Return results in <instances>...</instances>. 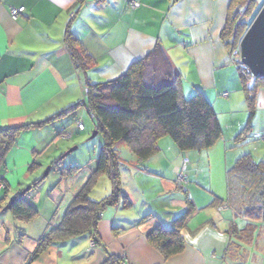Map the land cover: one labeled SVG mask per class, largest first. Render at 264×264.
I'll list each match as a JSON object with an SVG mask.
<instances>
[{
  "label": "crops",
  "instance_id": "0c3cea01",
  "mask_svg": "<svg viewBox=\"0 0 264 264\" xmlns=\"http://www.w3.org/2000/svg\"><path fill=\"white\" fill-rule=\"evenodd\" d=\"M131 1L137 3L136 7L130 5ZM230 3L0 0V129L46 120L86 99L83 74L65 43L68 29L95 60L87 72L92 82L116 79L133 62L161 45L182 74L183 94L202 90L222 126L220 140L203 150L182 151L171 137H162L159 151L145 167L139 165L131 150L128 152L127 144L118 143L123 188L132 205L126 207L120 199L116 205L107 206L95 232L56 241L30 264H109L108 258L117 254H125L130 264H264V238L258 243H242L240 252L246 254L243 261L238 250L230 248L234 236L230 230L244 227L247 220L226 202L228 171L245 153L264 161V139L258 137L264 132V83L257 89L256 111L250 121L243 82L222 38ZM22 6L24 11L14 17L12 8ZM64 117L24 129L6 155L1 170L4 187L0 197L6 199L0 201V264H27L39 239L62 221L78 188L97 168L99 156L84 165L88 172L79 178V171L65 177L60 173L59 185L49 190L47 198L36 192L31 201L39 214L30 222L16 219L4 208L12 196L39 179L43 169L40 158L50 153L45 166L63 156L65 143L57 142V134L66 127ZM247 125L249 130L242 133ZM86 129L85 125L81 131ZM183 170L187 175L177 181V174ZM142 177L154 178L153 197ZM73 178L76 188L69 196ZM187 179L189 186L184 185ZM193 187L204 189L209 196L199 203L189 191ZM111 190L109 180L92 197L100 200ZM184 190L196 210L181 231L184 249L166 257L150 242L148 233L160 225L170 227L186 210Z\"/></svg>",
  "mask_w": 264,
  "mask_h": 264
},
{
  "label": "trees",
  "instance_id": "16d2710c",
  "mask_svg": "<svg viewBox=\"0 0 264 264\" xmlns=\"http://www.w3.org/2000/svg\"><path fill=\"white\" fill-rule=\"evenodd\" d=\"M237 2L242 4L237 5ZM244 3L247 5L242 7ZM259 3V0H231L227 22L222 31V38L234 57L243 82L250 109V121L256 111L257 89L264 83V77L255 78L249 83L251 73L235 58L234 52L263 4ZM65 43L75 65L83 74L86 99L46 120L0 129V179L2 180L1 170L4 168L6 155L24 129L41 127L62 116L76 117L81 105L86 107L95 120L97 133L102 132L105 138L96 170L75 193L62 221L51 227L39 239L37 248L27 264L56 241L95 232L102 212L107 206L116 205L120 199L123 200L124 206L132 205L123 188L118 143L127 144L137 156L139 165L145 167L146 162L159 151L158 142L162 137H171L182 151L208 149L222 137V126L214 106L200 89L188 97L183 94L182 74L175 69L161 45L158 44L146 56L133 62L116 79L92 82L87 76L95 61L92 54L69 29L66 32ZM249 126L247 125L242 133H246ZM68 133V129L64 127L57 135L61 137ZM61 164L62 160L59 158L52 165L53 168L59 169L64 177L80 170L76 165L60 168ZM102 174H107L112 190L106 197L96 200L91 193ZM43 180L44 178L35 180L25 194H22V191L16 194L17 198L9 209L16 219L30 222L37 217L39 210L28 196ZM184 192L188 203L186 210L173 220L170 227L160 225L148 233L150 242L166 257L184 249L186 242L181 231L196 210L187 190ZM3 199L6 198L0 197V201ZM226 202L237 215L247 220L244 227L235 226L230 230L234 235L230 248L231 250L236 248L238 250L236 254L243 261L246 254L240 252L242 243H258L264 238V161L256 160L251 153H245L237 158L228 171ZM2 207L0 204V209ZM107 262L130 264L120 254L111 255Z\"/></svg>",
  "mask_w": 264,
  "mask_h": 264
},
{
  "label": "rangeland",
  "instance_id": "374dc122",
  "mask_svg": "<svg viewBox=\"0 0 264 264\" xmlns=\"http://www.w3.org/2000/svg\"><path fill=\"white\" fill-rule=\"evenodd\" d=\"M259 2H260L259 5H261L264 2V0H259ZM239 4L241 5L242 3L237 2V5H239ZM245 5H247V4L244 3L242 5V7H244ZM194 93H196V92H194ZM193 94H190V95L185 94V95L191 96ZM76 117L78 119H80L79 121H82L84 123V125L87 126V129L85 131L82 132L81 130H79L77 128L78 125H77ZM76 117H74L73 115H68L67 117L62 118L63 120H65L64 124H66V127H68V131H69V133H71V136L67 137V135H65V136L58 137L59 140L57 142H60V141L64 142L65 144L63 146L66 147L65 152L63 154V157L61 156L62 157L61 160L63 163L60 165V168L63 167L64 165L69 166L71 164L76 165L77 168L80 167L79 173L77 174V176L79 178L84 173V171L87 170L84 165L88 164L87 162L91 158L99 156V153L101 150V145L103 144L105 137H104V134L102 132H99V133L94 135V133L96 132V122L84 105H81L78 108ZM65 138H67V139H65ZM127 148H128V152H129L130 148L129 147H127ZM122 151L124 153V150H122ZM189 151H193V150H189ZM49 154L50 153L47 152L44 155V157L40 158L41 162L43 164V169L40 173L39 178L43 177L48 166L50 165V164L46 163L47 165L44 166V164H45L44 162L48 158ZM120 156L122 158L121 153H120ZM188 163H189V159L186 162V167L188 166ZM68 166H66V167H68ZM126 166H127V164L125 165V167ZM122 167H124V166L122 165ZM87 172H88V170H87ZM180 173H183V175L184 174L187 175V172L185 170L180 171L177 174L176 179H178V175ZM59 179H60V171L58 169L53 168V169L49 170L48 175L44 178L41 185H39V187H37L36 189L30 191L29 196H28L29 200L31 201L33 199V196L35 195L36 192H41V196L43 199L47 198V194H48L49 190L51 188H53L54 186L59 185V184H57L59 182ZM71 180H72L71 184H69L70 186L67 190V192L69 191L68 192L69 196H71L72 192H74L75 188H76V185H72L75 182V178H73ZM141 180H142V183H144L146 185V189H147V192L150 194V197H153L152 195H154V178L142 177ZM187 180L184 183L185 186L190 185L189 180L188 181ZM122 181H123V185H124L125 182H124L123 178H122ZM107 182H109L107 174H102L100 176V178L98 179V182L93 189L95 191L91 193V196L94 195L95 192L102 191V189H104ZM189 191H190L192 196L196 197L195 199H197L198 202L204 200L203 199L204 197L209 196L208 193H206L207 191H205L204 189L193 187V189H190Z\"/></svg>",
  "mask_w": 264,
  "mask_h": 264
},
{
  "label": "water",
  "instance_id": "95a60500",
  "mask_svg": "<svg viewBox=\"0 0 264 264\" xmlns=\"http://www.w3.org/2000/svg\"><path fill=\"white\" fill-rule=\"evenodd\" d=\"M241 49V62L250 69L255 78L264 77V2L259 9L258 13L252 20L247 31L240 40ZM97 134V131L94 135ZM63 157V156H62ZM61 157V159H62ZM53 168V165H49L42 179L45 178L49 170ZM31 185H28L22 190V194H25L31 189ZM17 196H12L5 209H10L12 203L16 200Z\"/></svg>",
  "mask_w": 264,
  "mask_h": 264
},
{
  "label": "built area",
  "instance_id": "2783aa9c",
  "mask_svg": "<svg viewBox=\"0 0 264 264\" xmlns=\"http://www.w3.org/2000/svg\"><path fill=\"white\" fill-rule=\"evenodd\" d=\"M130 5L132 6V7H136V5H137V3L135 2V1H131L130 2ZM24 9H25V7L24 6H22V7H19V8H12V15L14 16V17H17L21 12H23L24 11ZM234 55H235V58L238 60V61H240L241 62V49H240V45H239V47L235 50V52H234ZM245 66V65H244ZM246 67V66H245ZM248 68V67H247ZM249 69V68H248ZM249 71H250V69H249ZM250 73H251V71H250ZM253 80H255V77H254V75L251 73V77H250V79H249V83H251V82H253ZM224 95L225 96H228V93L226 92V93H224ZM77 125H78V129L79 130H83L84 129V123L83 122H81V121H79V122H77ZM67 135V137H70L71 136V133H68V134H66ZM65 136V135H64ZM259 138H261V139H264V132L263 133H260L259 134V136H258ZM187 161V160H186ZM184 179V175H183V173H180L179 175H178V181H181V180H183ZM3 187H4V182H3V180H1L0 179V191L3 189ZM93 243H95V241L93 240L92 241V244ZM120 255H122L124 258H126V256H125V254H120ZM127 259V258H126Z\"/></svg>",
  "mask_w": 264,
  "mask_h": 264
}]
</instances>
